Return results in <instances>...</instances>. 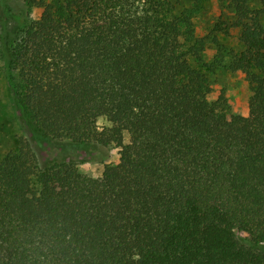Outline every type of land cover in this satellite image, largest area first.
<instances>
[{"label":"trees","instance_id":"obj_1","mask_svg":"<svg viewBox=\"0 0 264 264\" xmlns=\"http://www.w3.org/2000/svg\"><path fill=\"white\" fill-rule=\"evenodd\" d=\"M22 1L42 8L12 48L22 125L119 158L92 177L25 139L8 151L0 264H264V0H219L233 19L212 30L242 46L227 63L214 35L204 59L200 0ZM219 67L244 74L245 115L208 99Z\"/></svg>","mask_w":264,"mask_h":264},{"label":"rangeland","instance_id":"obj_2","mask_svg":"<svg viewBox=\"0 0 264 264\" xmlns=\"http://www.w3.org/2000/svg\"><path fill=\"white\" fill-rule=\"evenodd\" d=\"M173 1L176 3L177 10L191 8L194 2V0ZM41 10L39 5L29 7L22 0H0V160L8 151L16 150L21 140L25 139L30 142L40 164H47L58 156L64 159L71 158L76 162L80 173L99 177L106 165H115L118 162V147L74 148L65 143L55 144L41 140L32 126L22 125L16 109L15 94L10 81L20 84L21 80L17 70L11 65L13 44L19 36L21 27L36 19ZM220 19L231 21L233 15L219 0H200L193 22L196 36L208 38L209 43L204 50L205 61L212 60L220 51L217 44L221 46V52L224 51L226 63L229 59L228 52L240 50L242 47L238 40L237 29H230L227 34L213 32V26ZM213 35L216 37L217 44L211 40ZM208 77L209 100H216L220 93H224L232 115L247 113V102L251 92L243 73L231 71L227 67H219L209 73ZM127 142L128 136L125 134L124 143Z\"/></svg>","mask_w":264,"mask_h":264}]
</instances>
